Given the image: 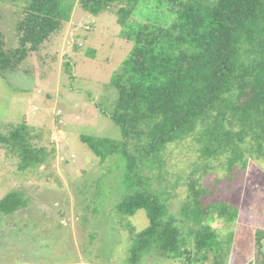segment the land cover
Masks as SVG:
<instances>
[{
  "label": "trees",
  "instance_id": "obj_1",
  "mask_svg": "<svg viewBox=\"0 0 264 264\" xmlns=\"http://www.w3.org/2000/svg\"><path fill=\"white\" fill-rule=\"evenodd\" d=\"M141 1L76 2L92 16L114 12L122 38L133 43L110 83L117 91L110 117L123 140L81 135V141L102 162L121 168L117 214L123 219L143 210L150 221L134 238L131 264L150 259L152 264H222L225 252L213 225L236 221L239 207L207 203L202 197L208 191L192 185L175 211L171 200L178 197L180 182L170 186L164 158L170 145L189 141L200 153L204 171L214 161L228 171L247 166L251 158L264 161V0H157L173 5L175 17L167 26L134 17ZM63 2L23 0L14 47L7 45L0 17V78L28 73L24 64L65 31L73 3ZM71 40L73 53L84 51V42ZM66 66L72 78L71 60ZM34 132L19 124L0 134V146L22 172L48 165L55 152L38 146L34 139L42 133ZM28 201L11 191L0 201V213L12 214ZM263 236L260 230L259 243ZM232 240L233 233L229 246ZM248 264H264V256Z\"/></svg>",
  "mask_w": 264,
  "mask_h": 264
},
{
  "label": "rangeland",
  "instance_id": "obj_2",
  "mask_svg": "<svg viewBox=\"0 0 264 264\" xmlns=\"http://www.w3.org/2000/svg\"><path fill=\"white\" fill-rule=\"evenodd\" d=\"M64 1L63 6L72 2L76 9L65 31L24 64L28 73L0 78V134L26 124L42 133L34 139L38 146L55 150L48 165L22 172L0 146V201L11 191L29 200L12 214L0 213V264H131L134 238L150 221L143 210L123 219L117 214L121 168L102 162L81 135L123 140V131L110 117L117 100L110 83L133 43L122 38L114 12L92 16L78 8L77 0ZM22 5L23 0L0 2L8 47L17 44L15 20ZM172 6L142 0L133 16L167 26L175 17ZM75 38L84 42V51L72 52ZM70 60L72 78L66 66ZM165 155L163 170L170 186L180 182L178 197L171 200L175 211L192 185L208 191L202 197L207 203L225 201L239 207L236 221L213 225L225 252L222 264L262 259L264 236L259 243L256 235L264 231V161L251 158L247 166L239 164L233 171L214 161L204 171L206 165L189 141L170 145Z\"/></svg>",
  "mask_w": 264,
  "mask_h": 264
},
{
  "label": "crops",
  "instance_id": "obj_3",
  "mask_svg": "<svg viewBox=\"0 0 264 264\" xmlns=\"http://www.w3.org/2000/svg\"><path fill=\"white\" fill-rule=\"evenodd\" d=\"M75 11H76V9L73 11V13H75ZM73 16H74V14H73Z\"/></svg>",
  "mask_w": 264,
  "mask_h": 264
}]
</instances>
